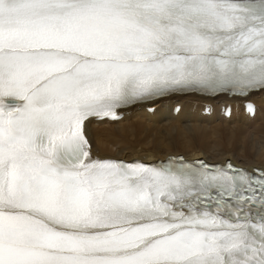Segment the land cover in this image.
I'll list each match as a JSON object with an SVG mask.
<instances>
[{
	"label": "snow or ice",
	"instance_id": "obj_1",
	"mask_svg": "<svg viewBox=\"0 0 264 264\" xmlns=\"http://www.w3.org/2000/svg\"><path fill=\"white\" fill-rule=\"evenodd\" d=\"M256 91L264 0H0V264H264V169L100 159L85 132Z\"/></svg>",
	"mask_w": 264,
	"mask_h": 264
},
{
	"label": "bare ground",
	"instance_id": "obj_2",
	"mask_svg": "<svg viewBox=\"0 0 264 264\" xmlns=\"http://www.w3.org/2000/svg\"><path fill=\"white\" fill-rule=\"evenodd\" d=\"M244 100L255 102L253 118L244 115ZM176 104L181 105V111L173 115ZM205 104H212L211 116L200 115ZM220 105L232 106L229 119L219 114ZM146 107H154V112L147 113ZM127 111L122 112L124 117L119 122H86L93 155L143 162L184 156L211 163L231 161L249 170L264 169V92L251 93L245 99L169 96ZM243 138L251 142L242 145ZM238 140L242 144L236 143Z\"/></svg>",
	"mask_w": 264,
	"mask_h": 264
},
{
	"label": "rangeland",
	"instance_id": "obj_3",
	"mask_svg": "<svg viewBox=\"0 0 264 264\" xmlns=\"http://www.w3.org/2000/svg\"><path fill=\"white\" fill-rule=\"evenodd\" d=\"M118 122H119V121H118ZM243 140H244V142H243V141H240V140H238V141H240V142H238V141H237L236 143L242 144V142H243V144H242V145H246V144H248L249 142H251V141H250V140H248V139L246 140V139H244V138H243Z\"/></svg>",
	"mask_w": 264,
	"mask_h": 264
}]
</instances>
